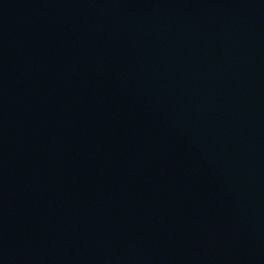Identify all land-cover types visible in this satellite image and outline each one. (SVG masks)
<instances>
[{"label":"water","instance_id":"obj_1","mask_svg":"<svg viewBox=\"0 0 264 264\" xmlns=\"http://www.w3.org/2000/svg\"><path fill=\"white\" fill-rule=\"evenodd\" d=\"M0 264H264V0H0Z\"/></svg>","mask_w":264,"mask_h":264}]
</instances>
